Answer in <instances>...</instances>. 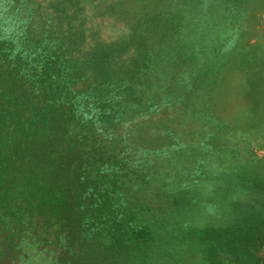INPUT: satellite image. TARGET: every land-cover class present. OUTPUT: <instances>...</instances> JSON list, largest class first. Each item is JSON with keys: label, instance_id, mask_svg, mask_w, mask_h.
I'll return each instance as SVG.
<instances>
[{"label": "trees", "instance_id": "obj_1", "mask_svg": "<svg viewBox=\"0 0 264 264\" xmlns=\"http://www.w3.org/2000/svg\"><path fill=\"white\" fill-rule=\"evenodd\" d=\"M28 3L0 0V264H264V165L155 136V100L74 81L89 58ZM212 206L238 216L214 223Z\"/></svg>", "mask_w": 264, "mask_h": 264}, {"label": "rangeland", "instance_id": "obj_2", "mask_svg": "<svg viewBox=\"0 0 264 264\" xmlns=\"http://www.w3.org/2000/svg\"><path fill=\"white\" fill-rule=\"evenodd\" d=\"M28 2L32 24L65 38L72 58H89L74 81L95 86L111 79L113 90L128 89L126 100L163 107L152 114L150 130L139 123L138 134L171 129L186 143L205 139L220 156L237 152L264 165V0ZM158 113H167L164 123ZM208 210L214 223L238 216L234 209ZM207 216L199 213L197 220Z\"/></svg>", "mask_w": 264, "mask_h": 264}]
</instances>
